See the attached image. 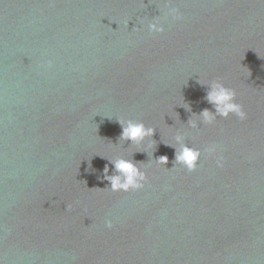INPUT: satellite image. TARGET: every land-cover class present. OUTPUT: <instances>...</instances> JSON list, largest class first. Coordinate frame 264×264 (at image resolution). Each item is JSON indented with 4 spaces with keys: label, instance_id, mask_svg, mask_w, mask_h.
<instances>
[{
    "label": "water",
    "instance_id": "1",
    "mask_svg": "<svg viewBox=\"0 0 264 264\" xmlns=\"http://www.w3.org/2000/svg\"><path fill=\"white\" fill-rule=\"evenodd\" d=\"M173 6L182 20L165 0H0L3 264H264V0ZM199 79L247 119L191 128L214 111ZM119 119L155 128L153 145L119 142ZM177 133L201 150L194 171L174 167ZM118 157L142 189L106 188Z\"/></svg>",
    "mask_w": 264,
    "mask_h": 264
},
{
    "label": "clouds",
    "instance_id": "2",
    "mask_svg": "<svg viewBox=\"0 0 264 264\" xmlns=\"http://www.w3.org/2000/svg\"><path fill=\"white\" fill-rule=\"evenodd\" d=\"M165 7L168 9L164 13L165 17H171L174 21L183 19V15L177 7L173 6V0H165ZM128 27V23L125 24ZM139 31L138 28H135ZM148 30L151 33H162L164 27L160 23V18L157 17L153 21L148 23ZM48 66L52 67L51 61L48 62ZM202 86L207 87L205 100L212 105L214 111L207 108L203 109L199 114H194L196 119L190 118L188 125L191 128H197L199 123L205 125H212L217 118L227 119L230 115H235L239 120L243 121L247 119V113L244 111L243 106L235 102L236 92L226 87L219 80H212L210 82L198 81ZM183 107L187 111H191V106L184 103ZM118 123L121 126V133L119 136V142H130L132 145L139 146L145 142V140L151 138L148 147H151L155 142L152 137L155 133V128L146 126L143 122L134 120H123L119 119ZM175 149L174 167L176 165L184 166L188 171H194L199 163L202 155L201 150L194 147H189L185 143L184 136L177 133L175 136V143H165ZM209 155H213L217 152V148L214 145H209L204 149ZM146 152V151H143ZM148 154V153H147ZM153 152L151 153L152 156ZM102 158H105L101 156ZM112 168V174L109 175V167L106 164L103 169V179L109 182L110 187L108 188L112 192H128L130 190L142 189L147 182V174L139 166L140 163L134 162L133 159L124 157H118L115 159H107ZM155 162L159 165L165 166L168 163L167 156H160L155 159ZM216 166L222 168L224 166L223 157H216ZM173 167V168H174ZM71 205L66 206V210H70ZM112 221L106 222V227L112 228ZM0 264L3 261L0 260Z\"/></svg>",
    "mask_w": 264,
    "mask_h": 264
}]
</instances>
